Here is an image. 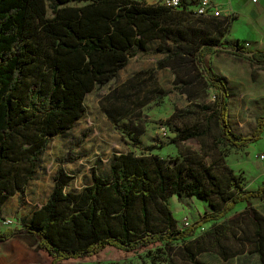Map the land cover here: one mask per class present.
<instances>
[{
	"label": "trees",
	"instance_id": "16d2710c",
	"mask_svg": "<svg viewBox=\"0 0 264 264\" xmlns=\"http://www.w3.org/2000/svg\"><path fill=\"white\" fill-rule=\"evenodd\" d=\"M190 14L189 5L176 10L145 0H0V217L10 197L24 196L50 141L83 117L86 95L114 80L151 42L164 56L155 70L134 74L99 101L115 131L133 146H141L143 132L133 121L168 93L155 87L156 70L169 69L173 89L190 103L206 89L217 92L211 106H202L205 113L169 142L179 147L196 141L203 157L186 154L181 162L165 163L151 154L114 155L108 174L91 169V184L77 192H66L73 178L60 167L46 202L21 227L0 231V244L26 234L50 264H103L84 259L106 249L137 254L161 246L172 250L174 244L191 264H203L198 256L204 252L222 261L255 254L264 264V216L251 205L264 202V183L247 189L243 176L228 168L218 176L217 164L207 162V152L220 145L241 151L260 140L264 117L256 118L250 135L232 131L228 100L234 92L205 63L230 20H191ZM235 50L243 48L237 44ZM250 60L264 65V50ZM207 137L213 141L208 148ZM172 195L204 201L210 210L179 230L168 203ZM242 203L236 226L216 224ZM207 223L210 228L195 238Z\"/></svg>",
	"mask_w": 264,
	"mask_h": 264
},
{
	"label": "rangeland",
	"instance_id": "374dc122",
	"mask_svg": "<svg viewBox=\"0 0 264 264\" xmlns=\"http://www.w3.org/2000/svg\"><path fill=\"white\" fill-rule=\"evenodd\" d=\"M137 1L142 2L143 0ZM188 16L191 20H205L194 14ZM240 28L239 26L235 33L241 34L242 29ZM169 45L166 44V47ZM155 46H157L156 43L151 42L149 45L151 51L149 53L133 57L118 72L114 80L86 95L83 117L75 123L72 129L54 137L50 141L41 157L38 171L28 184L24 196L22 198L19 196L13 198V200H16V208L8 210V204L5 207L2 217H0V229L4 227L5 229L8 227H21L23 222L27 221L31 216V213L46 202L54 185L56 171L60 167L73 178L66 188V192H77L91 182V169L96 170L99 175H104L114 155L129 152L135 155L151 154L156 155L165 163L181 162L186 154L203 157L199 143L196 141L184 142L179 147L169 142L174 138L177 130H183L191 126L199 115L205 113L202 110V106H211L217 94L214 89L204 90L196 101L190 103L184 95L173 89L172 77L169 71H157L154 85L156 88L163 89L168 93L163 100L150 101L146 104L141 109L140 116L133 115V117L139 116L133 123L134 125L138 124L143 131L139 137L141 141L140 147L133 146L126 137L115 131L100 109V99L104 98L111 88L123 84L137 70L152 71L155 69L156 62L164 57L155 53ZM228 110L230 111L231 120L234 121L239 114L232 98L228 100ZM247 116L252 119L254 116L253 111ZM257 116L264 117L263 114H258ZM133 117L123 119L121 123L127 124ZM253 129L250 125H246L242 130L243 136L250 135ZM83 134L86 137L81 140ZM212 143V138L207 137V148ZM150 146H154L156 149L152 152L145 151L144 148ZM207 154L210 156L207 158V162L217 164L214 167V171L218 176L223 177L225 168H228L234 174L244 177L243 183L247 189H255L264 183V177L260 173V170L263 169L264 160L258 158L259 155H264V139L254 142L249 145L248 149L241 151L228 149L220 145L217 149L207 152ZM168 203L172 216L176 221V227L179 230L188 227L191 223L198 220L204 212L210 210L206 202L195 198L179 200L177 196L172 195L169 197ZM251 205L264 216V202L255 200L252 201ZM244 209L245 204H239L226 216L224 221L216 222V224L236 226L238 222L233 219L239 216ZM5 219H9L11 224L6 225L4 223ZM210 226L211 223H207L199 228L195 233V238L203 235ZM179 248V244H174L172 245V250L161 246L150 249L149 252L140 251L137 254H124L114 249H106L96 256L84 259V261L103 264H191L182 258L178 251ZM198 258L203 264H259L258 257L250 253L238 255L228 261H222L214 252L201 253ZM23 263L50 264V259L45 253L36 250L35 239L26 234L16 237L7 244L0 245V264ZM73 263L75 262L68 264Z\"/></svg>",
	"mask_w": 264,
	"mask_h": 264
},
{
	"label": "crops",
	"instance_id": "0c3cea01",
	"mask_svg": "<svg viewBox=\"0 0 264 264\" xmlns=\"http://www.w3.org/2000/svg\"><path fill=\"white\" fill-rule=\"evenodd\" d=\"M211 1L222 9L229 10L233 14V18L228 24L227 32L222 40V44L214 53L205 57V63L213 73L224 77L228 81L229 87L233 90L234 93L231 98L235 102L239 116L234 119V121L231 120L230 111L228 110L229 123L235 134L243 136V128L246 125H250L255 129L257 115H264V65H258L250 60L251 54L264 48V0H256L255 3L251 0ZM239 26L241 27L240 29H242L241 34L235 33ZM153 43H156V45L158 44V42ZM237 44L243 48V51L235 50ZM150 51L151 50L148 46L147 52L149 53ZM140 54L144 53H138L136 56ZM162 70L169 71L173 81V75L170 70ZM141 71L144 72L148 70L140 69L137 70L136 73ZM157 71L161 70H156V72ZM252 111L254 116L250 119L247 114ZM261 139H264V129L259 141H261ZM248 148L249 146L246 149ZM261 156L264 157V155L261 154L258 158L260 159ZM108 172L109 166L104 175H107ZM260 173L264 177V164ZM89 184H91V182ZM16 196L18 197L19 195L16 194L6 201L2 208V214L4 213L7 204L8 210H14L16 208V200H13ZM4 229L5 227L0 229V231H3ZM9 242L2 244H7Z\"/></svg>",
	"mask_w": 264,
	"mask_h": 264
},
{
	"label": "built area",
	"instance_id": "2783aa9c",
	"mask_svg": "<svg viewBox=\"0 0 264 264\" xmlns=\"http://www.w3.org/2000/svg\"><path fill=\"white\" fill-rule=\"evenodd\" d=\"M145 1L149 5L161 6L168 9H176V10L189 5V9L193 11L194 15L200 18H227L229 20L233 18V14L229 10L222 9L220 6L213 3L211 0H145ZM251 1L253 3L256 2V0H251ZM260 159L263 160L264 157L261 156ZM4 223L6 225H9L11 224V221L9 219H5Z\"/></svg>",
	"mask_w": 264,
	"mask_h": 264
}]
</instances>
